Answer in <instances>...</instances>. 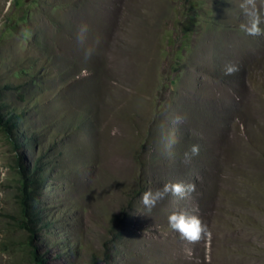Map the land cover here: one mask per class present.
<instances>
[{"label": "rangeland", "instance_id": "obj_1", "mask_svg": "<svg viewBox=\"0 0 264 264\" xmlns=\"http://www.w3.org/2000/svg\"><path fill=\"white\" fill-rule=\"evenodd\" d=\"M243 3L0 0V108L18 126L14 145L0 125V264H264V35L240 30ZM20 155L45 178L32 242ZM165 183L195 191L146 208ZM181 209L208 234L170 229Z\"/></svg>", "mask_w": 264, "mask_h": 264}, {"label": "clouds", "instance_id": "obj_2", "mask_svg": "<svg viewBox=\"0 0 264 264\" xmlns=\"http://www.w3.org/2000/svg\"><path fill=\"white\" fill-rule=\"evenodd\" d=\"M242 14L244 16L243 22L240 23L239 28L246 36H260L264 35V28H261V24H264V7L259 10L256 8L253 0H245V3L241 5ZM87 31V26L81 27L80 33ZM87 54V53H86ZM239 71V68L234 64H228L224 68V75H231L234 72ZM175 143V139H170L167 148H171ZM199 152L198 145H192L189 153H185V163H187L191 156L197 155ZM187 191L191 193L195 191V185L189 183L183 185L181 183H165L155 191L148 190L142 194L141 201L146 208L151 209L156 204L165 199V197L171 192L173 195H180ZM168 227L173 231L180 234L181 238L188 242H196L201 238V235H207L206 225L202 224L199 217L189 215L185 210L173 211L168 215Z\"/></svg>", "mask_w": 264, "mask_h": 264}, {"label": "trees", "instance_id": "obj_3", "mask_svg": "<svg viewBox=\"0 0 264 264\" xmlns=\"http://www.w3.org/2000/svg\"><path fill=\"white\" fill-rule=\"evenodd\" d=\"M0 125L4 128L7 134L10 135V140L15 145L16 140L13 137L14 129L17 126L16 117L9 114L8 111L0 108ZM23 156L20 155V158L16 159L18 172L21 175L22 185H21V195H20V205L22 215L27 219H22L20 226L25 228L30 232V241L32 242V237L36 232V224L39 221L38 212L31 209V202L35 199L37 195V190L44 184V176L38 165V162L35 161L31 165L23 161ZM33 256L38 264H42L44 261L42 257L34 251Z\"/></svg>", "mask_w": 264, "mask_h": 264}]
</instances>
